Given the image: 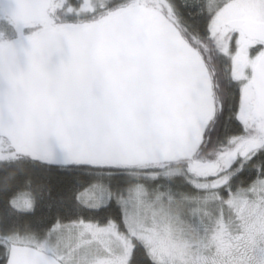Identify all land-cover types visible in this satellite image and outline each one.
<instances>
[{
    "label": "snow or ice",
    "instance_id": "6c2138e0",
    "mask_svg": "<svg viewBox=\"0 0 264 264\" xmlns=\"http://www.w3.org/2000/svg\"><path fill=\"white\" fill-rule=\"evenodd\" d=\"M0 264H264V0H0Z\"/></svg>",
    "mask_w": 264,
    "mask_h": 264
}]
</instances>
